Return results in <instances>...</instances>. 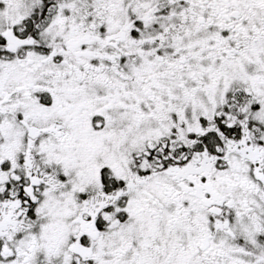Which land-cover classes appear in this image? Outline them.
I'll return each instance as SVG.
<instances>
[{"label":"snow or ice","instance_id":"obj_1","mask_svg":"<svg viewBox=\"0 0 264 264\" xmlns=\"http://www.w3.org/2000/svg\"><path fill=\"white\" fill-rule=\"evenodd\" d=\"M0 264H264V0H0Z\"/></svg>","mask_w":264,"mask_h":264}]
</instances>
